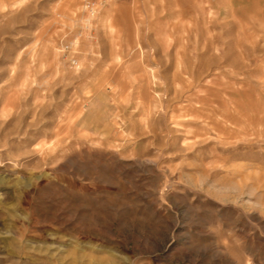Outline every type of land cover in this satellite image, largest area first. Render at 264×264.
Instances as JSON below:
<instances>
[{
	"label": "rangeland",
	"instance_id": "374dc122",
	"mask_svg": "<svg viewBox=\"0 0 264 264\" xmlns=\"http://www.w3.org/2000/svg\"><path fill=\"white\" fill-rule=\"evenodd\" d=\"M0 264H264V0H0Z\"/></svg>",
	"mask_w": 264,
	"mask_h": 264
}]
</instances>
